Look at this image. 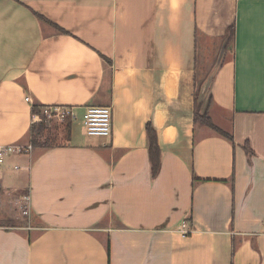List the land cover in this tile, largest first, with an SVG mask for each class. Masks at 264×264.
<instances>
[{
  "label": "crops",
  "instance_id": "0c3cea01",
  "mask_svg": "<svg viewBox=\"0 0 264 264\" xmlns=\"http://www.w3.org/2000/svg\"><path fill=\"white\" fill-rule=\"evenodd\" d=\"M199 57L233 142L193 124ZM34 104L76 118L3 165L30 223H0V264H264V0H0V146L30 143ZM90 106L112 107L110 137L87 135Z\"/></svg>",
  "mask_w": 264,
  "mask_h": 264
},
{
  "label": "trees",
  "instance_id": "16d2710c",
  "mask_svg": "<svg viewBox=\"0 0 264 264\" xmlns=\"http://www.w3.org/2000/svg\"><path fill=\"white\" fill-rule=\"evenodd\" d=\"M235 35H236V24H232L230 28L228 29V32L225 36V40L227 42L226 50L231 47V45L234 43L235 40ZM102 59L108 63L111 64L110 60H108L106 57L102 56ZM198 67V66H197ZM209 73L205 74L204 80L200 79L201 82L198 81L199 77V68H197L196 76L197 80L195 81V94H194V109H193V124L194 126L198 127H206L210 129L212 132L219 134L220 136L228 139L229 141L233 142L234 138L233 135L230 134L229 132L224 131L223 129L219 128L213 121L211 115H210V108L212 105V98L211 95H209L208 92V97L207 101L205 100H200V94L202 91V86L209 77ZM200 78V77H199ZM210 91V89H209ZM44 106L40 104H34L32 107V113L33 114H41L42 108ZM45 119L40 122L33 124L31 127L30 131V143L32 144L33 148H38V149H49L52 147H55L57 145H53L51 143L50 137H45L44 139V131L46 126L44 125ZM66 122V130H67V136L70 135L71 133V122L72 120L70 118H67L65 120ZM146 132H147V138H148V151H149V159H150V164H151V171H152V176L156 177L161 169V148L158 143V134L157 130L154 127L153 123L149 121L146 124ZM53 142V141H52ZM250 150H248L249 152ZM250 154V152H249ZM3 224V223H1ZM0 224V225H1ZM19 224V225H18ZM23 223L19 220H15L12 222L11 225H8L10 227H17L21 226ZM108 251L110 254V246H108Z\"/></svg>",
  "mask_w": 264,
  "mask_h": 264
},
{
  "label": "built area",
  "instance_id": "2783aa9c",
  "mask_svg": "<svg viewBox=\"0 0 264 264\" xmlns=\"http://www.w3.org/2000/svg\"><path fill=\"white\" fill-rule=\"evenodd\" d=\"M32 102L30 97L27 98ZM67 118L71 120L76 118L73 108L44 106L41 114H33V124L40 123L45 120L65 121ZM83 123L87 135L93 137H110L113 132V110L111 106L105 107H87L83 115ZM33 146L27 144H11L0 146V178L2 177V167L7 159L15 155H23L32 152ZM29 197H24L26 208L23 210V215H30L28 207ZM178 232L183 236H189L193 233V229L189 222L182 221L178 225Z\"/></svg>",
  "mask_w": 264,
  "mask_h": 264
},
{
  "label": "rangeland",
  "instance_id": "374dc122",
  "mask_svg": "<svg viewBox=\"0 0 264 264\" xmlns=\"http://www.w3.org/2000/svg\"><path fill=\"white\" fill-rule=\"evenodd\" d=\"M219 50L220 48L217 49V54ZM223 59L224 57H222V60ZM205 66H207V63L205 64V62L199 57V77L201 80L203 79L206 73L208 74L210 73V71H212L211 69H208ZM207 97L208 93L204 99L205 102L207 101ZM44 125L46 126L44 131V139L45 137L49 136L50 139L53 141H51L53 145L66 143L68 136L65 121H58L54 119L46 120L44 121ZM22 195L23 194H20L18 192L12 190L9 191L5 188L0 187V216H2L3 221H1L3 222V224L5 223L6 225H11L15 217L16 219H19L22 223H30V215H23V210L26 208V203L24 202L25 196ZM19 199H21V201H18ZM8 219H13V221H8Z\"/></svg>",
  "mask_w": 264,
  "mask_h": 264
},
{
  "label": "water",
  "instance_id": "95a60500",
  "mask_svg": "<svg viewBox=\"0 0 264 264\" xmlns=\"http://www.w3.org/2000/svg\"><path fill=\"white\" fill-rule=\"evenodd\" d=\"M226 46H227V42L224 44V46H223V48H222V52H221V56H220V59H219L218 64L221 63V61H222V57H223V55H224V53H225V51H226ZM218 64H217V65H218ZM215 72H216V68H214V69L211 71L209 77L207 78V80L205 81V83H204L203 86H202V91H201V94H200V100H201V101L205 99L207 93L209 92V89H210V86H211V83H212L213 77H214V75H215Z\"/></svg>",
  "mask_w": 264,
  "mask_h": 264
}]
</instances>
